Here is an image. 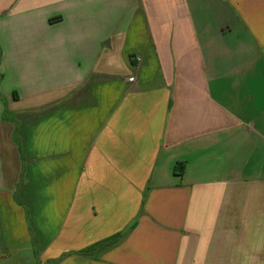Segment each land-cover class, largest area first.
Wrapping results in <instances>:
<instances>
[{
	"label": "crops",
	"instance_id": "1",
	"mask_svg": "<svg viewBox=\"0 0 264 264\" xmlns=\"http://www.w3.org/2000/svg\"><path fill=\"white\" fill-rule=\"evenodd\" d=\"M0 264H264V0H0Z\"/></svg>",
	"mask_w": 264,
	"mask_h": 264
},
{
	"label": "trees",
	"instance_id": "2",
	"mask_svg": "<svg viewBox=\"0 0 264 264\" xmlns=\"http://www.w3.org/2000/svg\"><path fill=\"white\" fill-rule=\"evenodd\" d=\"M177 169V165H175L174 167V171H176ZM131 226H134V223L131 224ZM123 232L122 231H119L99 242H96V243H93L91 245H88L80 250H78L77 252L80 253V254H89L92 250L95 249V247H99V248H102L104 246H107V245H110V244H113L115 243L116 241L119 240V238L122 236ZM60 257L56 258V259H53L52 262H57V260L59 259Z\"/></svg>",
	"mask_w": 264,
	"mask_h": 264
}]
</instances>
